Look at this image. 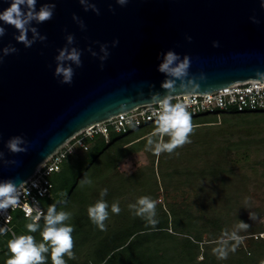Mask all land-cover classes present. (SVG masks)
I'll use <instances>...</instances> for the list:
<instances>
[{"label": "water", "instance_id": "1", "mask_svg": "<svg viewBox=\"0 0 264 264\" xmlns=\"http://www.w3.org/2000/svg\"><path fill=\"white\" fill-rule=\"evenodd\" d=\"M91 2L99 15L85 12L78 0H37V9L55 3V10L51 20L33 23L47 39L30 48L17 43L15 29L0 22L6 29L0 49L12 45L18 50L0 62V151L5 160L17 161L0 163V180L12 179L18 186L80 130L149 104L153 92L163 95L160 85L165 77L157 70L158 54L168 50L190 57L188 78L198 87L189 93L264 79L261 0H129L123 7L115 0ZM8 6L0 0V11ZM73 15L83 21L85 30L72 20ZM68 34L75 37L72 46L82 52V66L75 68L70 85L53 76L54 58ZM113 40L119 41L116 47L111 46ZM214 41L218 47L212 46ZM100 44L109 45L103 68ZM89 47L97 57L86 51ZM18 135L29 148L14 155L4 145Z\"/></svg>", "mask_w": 264, "mask_h": 264}, {"label": "trees", "instance_id": "2", "mask_svg": "<svg viewBox=\"0 0 264 264\" xmlns=\"http://www.w3.org/2000/svg\"><path fill=\"white\" fill-rule=\"evenodd\" d=\"M251 113L255 115L249 116ZM256 114L264 112L230 110L192 116L191 143L173 154L157 156L154 150H148V140L159 142L160 138L155 121L144 122L125 134L110 130L108 143L101 135L86 139L89 149L77 158L69 155L51 178L54 188L48 200L58 199L64 206L78 209L65 222L75 229L72 233L75 259L65 256L67 264H261L264 207L256 204L254 198L262 189H250L246 175L236 173L231 167L234 157L230 156V151L239 145L247 147L259 140V144L264 143L262 138H253L264 131V116ZM217 122L220 124L216 125ZM235 136L238 142L233 141ZM163 139L167 142L169 137ZM140 152L149 160L151 182L143 178L146 171L142 167L129 175L119 170L122 160ZM85 177L92 184L81 187ZM103 189L108 190L103 199L109 204V218L105 221L106 230L101 231L89 220L87 208L101 199ZM177 193L180 201L174 198ZM143 196L156 201L155 226L129 208ZM113 203L119 204L118 215L111 213ZM249 213H254V217L250 219ZM18 218L25 220V224L31 222L13 212L12 232L17 236L24 235L26 228L24 224L23 230H13ZM238 222L248 224L249 228L238 230ZM43 227L41 220L40 230ZM225 231L229 234L238 231L244 239L235 252L229 251L227 259H219L214 249ZM5 235L8 240L13 237L10 233ZM28 235H33L37 244L42 242L39 231ZM231 243L234 242L230 246ZM44 255H49L48 264H51L50 254ZM6 258L5 237L0 235V264Z\"/></svg>", "mask_w": 264, "mask_h": 264}, {"label": "clouds", "instance_id": "3", "mask_svg": "<svg viewBox=\"0 0 264 264\" xmlns=\"http://www.w3.org/2000/svg\"><path fill=\"white\" fill-rule=\"evenodd\" d=\"M9 4L7 8L0 11V22L2 25L11 26L15 29L18 35L13 39L25 48H30L36 42H44L47 38L39 33L33 23L41 24L52 19L55 3L42 4L37 9V0H6ZM129 0H115V3L121 7L125 6ZM82 9L85 12L91 11L96 15L100 14V10L91 0H78ZM261 8L264 9V0H261ZM109 11L113 9L109 8ZM72 20L79 26L81 31L85 30L83 21L76 15L72 16ZM253 23H258L255 18H252ZM0 25V37L6 34L4 26ZM29 33L31 38H29ZM190 42L191 37H186ZM118 40H113L111 46L116 47ZM75 44V37L68 34L65 37V46L58 50L55 56V69L53 72L54 78H59L60 84L70 85L75 75V68L82 66V52ZM213 47H218V42H213ZM108 44H100L98 59L103 68V62L110 55ZM18 50L12 45H8L0 49V62L4 56L16 53ZM92 57H97V52L91 47L86 49ZM160 63L158 72L162 73L165 79L160 87L163 89V95L160 92L150 94L149 106L154 107L156 133L159 135V142L149 139L147 142L148 150H154V154L159 156L162 153L173 154L176 149L191 143L190 136L194 133V125L192 115L187 110V106L182 101L173 103L176 95L174 93L188 94L193 87H198L192 79L188 78V69L191 65L190 57L187 55L181 57L172 50H168L162 54H158ZM75 66V67H73ZM150 88L154 85H149ZM123 109V106H121ZM169 137L165 142L163 137ZM11 154L27 153L29 144L22 136H13L8 139L4 145ZM0 163L5 165H14L15 160H5L4 153L0 151ZM26 181L17 184L12 179L0 180V214L6 213L9 209H15L21 206V186ZM92 180L85 177L81 180V187L91 185ZM32 187H39L37 181H32ZM108 190L103 189L100 193L101 199L95 204L88 206L87 216L91 223L99 230H106L105 221L109 218V204L103 199L107 195ZM30 194V193H29ZM43 195V191L40 192ZM57 203H63L58 201ZM57 203L50 204L45 212L39 208L38 204H24L27 216L31 222L26 224L28 233L39 231L42 242L36 243V238L33 235H15L7 241V258L4 264H48L50 254L51 264H67L64 259H75L74 254V226L65 223L71 219V213L65 211H57ZM129 208L134 210V214L144 218L148 224L155 226L158 223L156 217V201L151 197L143 196L138 199L135 204L129 205ZM121 211L118 203L111 205V213L119 214ZM33 213H35L33 215ZM250 219L254 217V213H249ZM43 220L44 227L40 230V221ZM238 230H247L249 225L244 222H238ZM6 227H0V235L7 234ZM243 237L238 234V231H233L230 234L225 231L223 237L218 241V246L214 249V254L219 259H227L229 251L235 252L236 248L243 241ZM230 242L231 243L230 246ZM264 264V261L261 262Z\"/></svg>", "mask_w": 264, "mask_h": 264}, {"label": "built area", "instance_id": "4", "mask_svg": "<svg viewBox=\"0 0 264 264\" xmlns=\"http://www.w3.org/2000/svg\"><path fill=\"white\" fill-rule=\"evenodd\" d=\"M177 101L185 103L192 116L230 110L240 113L264 112V79L234 82L209 93L176 95L173 103ZM154 121V107L147 104L119 113L106 121L90 125L74 134L39 164L33 175L25 180V184L21 186V206L0 214V227H6L7 233L13 234L11 226L13 212H19L23 218L30 219L23 207L24 204H38L39 208L45 212L42 203L44 200L52 198L54 188L52 176L60 171L62 163L69 155L77 151L86 152L89 149V144L85 142L86 139L101 135L108 143L110 130L117 134H125L132 128L141 126L144 122ZM32 181H37L39 187H32ZM41 191H43V195L40 194ZM260 236L264 237V234H260Z\"/></svg>", "mask_w": 264, "mask_h": 264}, {"label": "rangeland", "instance_id": "5", "mask_svg": "<svg viewBox=\"0 0 264 264\" xmlns=\"http://www.w3.org/2000/svg\"><path fill=\"white\" fill-rule=\"evenodd\" d=\"M254 115L255 114L251 113L249 116L253 117ZM256 115H259L260 117L264 116V114H256ZM231 122H233V121H231ZM219 124H220V122H217L216 125H219ZM262 126H264V122L262 123ZM253 138L255 140H258L261 138L264 139V131L262 133L254 135ZM238 139L239 138L235 136L233 138V141L238 142ZM244 139L246 140L247 138L244 137ZM247 141H249V139H247ZM259 141L251 143V144L247 145V147H245L246 144H242V145H239L238 147H236L235 149L233 148L232 151H230L231 152L230 156L234 157V159H233L234 163L231 164V167H233V169L236 173L246 175V177L250 180V182H249L250 189L253 187L262 189V191H259L257 193V196L254 198V202L256 204L264 207V177L262 176V171L264 170V143L259 144L260 143ZM100 147H104V146L101 145ZM245 150L247 151L246 155L243 154ZM95 152H93L90 155V157L93 154H95ZM83 153H85V152L77 151V153H74L71 156L77 158V157H80L81 155H83ZM74 155H76V156H74ZM104 156L105 155L102 154L101 157L104 158ZM148 164H149V160L147 159V156L145 155V153L140 152V153L134 154V155L129 156V157L125 158L124 160H122L119 163V170L121 172H123L124 174L129 175V174L133 173L134 171H136L138 168L142 167V170L146 171V174H144L143 178H145L148 182H151L153 179V175H152L151 168ZM97 186L98 185H96L95 187L97 188ZM187 193L190 194V192H187ZM173 195L174 194H171L172 197H173ZM172 197H169L168 200H172ZM174 198L177 201H180L181 200L180 193H177L176 196H174ZM58 201H61V200L57 199L56 201H54V200L50 201V200L46 199L43 201L42 206L47 211V208L50 204L57 203ZM77 210L78 209L76 207H73V208L72 207H66L61 203H57V211H65V212H69V213H71V215H73L74 213L77 212ZM24 224H25V220H22V218H18L13 223V230H15V231L19 230V229L23 230L21 228V226H23ZM24 226H26V224ZM23 233H24V235L29 234L25 227H24ZM4 237H5V244H7L8 238L6 235H4ZM262 238H264V237H262ZM88 264H92V263L88 262Z\"/></svg>", "mask_w": 264, "mask_h": 264}]
</instances>
